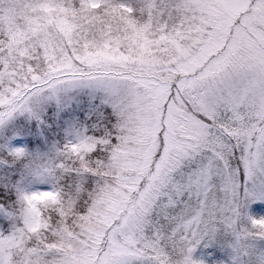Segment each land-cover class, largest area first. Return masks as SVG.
<instances>
[{
    "label": "snow or ice",
    "instance_id": "6c2138e0",
    "mask_svg": "<svg viewBox=\"0 0 264 264\" xmlns=\"http://www.w3.org/2000/svg\"><path fill=\"white\" fill-rule=\"evenodd\" d=\"M264 0H0V264H264Z\"/></svg>",
    "mask_w": 264,
    "mask_h": 264
},
{
    "label": "trees",
    "instance_id": "16d2710c",
    "mask_svg": "<svg viewBox=\"0 0 264 264\" xmlns=\"http://www.w3.org/2000/svg\"><path fill=\"white\" fill-rule=\"evenodd\" d=\"M257 205L258 204H253L251 207V211L257 215L264 216V207Z\"/></svg>",
    "mask_w": 264,
    "mask_h": 264
},
{
    "label": "rangeland",
    "instance_id": "374dc122",
    "mask_svg": "<svg viewBox=\"0 0 264 264\" xmlns=\"http://www.w3.org/2000/svg\"><path fill=\"white\" fill-rule=\"evenodd\" d=\"M15 1H13V3H14Z\"/></svg>",
    "mask_w": 264,
    "mask_h": 264
}]
</instances>
